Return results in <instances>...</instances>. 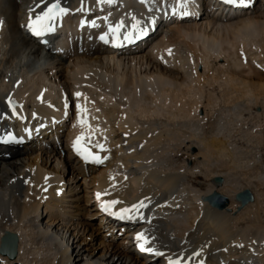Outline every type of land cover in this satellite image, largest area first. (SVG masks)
I'll return each mask as SVG.
<instances>
[{
  "label": "bare ground",
  "instance_id": "bare-ground-1",
  "mask_svg": "<svg viewBox=\"0 0 264 264\" xmlns=\"http://www.w3.org/2000/svg\"><path fill=\"white\" fill-rule=\"evenodd\" d=\"M53 1L0 0V132L11 125V113L13 121H22L13 132L35 140L7 158L0 145V244L7 232L18 237L17 257L0 255V264H168L172 258L183 264H264V222L253 215L241 226L245 212L264 197V175L247 180L231 170L207 174L227 160H236L240 170L264 167L233 143L228 113L264 102V67L250 57L264 50V0L226 16L215 15V0H201L202 14L173 21L176 15L158 14L168 0H112V10L102 16L89 15L98 0H59L69 10L61 13L62 23L110 19L111 27L122 22L117 34L123 36L156 24L149 39L130 49L112 50L97 35L77 33L76 44L63 51L47 50L26 34L29 21ZM205 86L223 87L243 101L210 113L209 103L203 104ZM195 88L194 100L188 95ZM186 97L193 100L185 103ZM213 125L219 163L211 152L204 159L199 148L192 159L202 158L194 166L192 159L173 162L185 153V129ZM78 136L84 137L82 147L103 158L100 163L77 154ZM194 175H208L213 183L205 191L192 187ZM61 188L66 194L59 195ZM250 188L256 195L251 192L253 200L239 208L237 194ZM214 193L226 197L228 206H211L207 198ZM110 200L119 201L110 209L118 215L140 201L143 206L117 224L101 215L102 203ZM137 233L163 256L139 254Z\"/></svg>",
  "mask_w": 264,
  "mask_h": 264
},
{
  "label": "rangeland",
  "instance_id": "rangeland-1",
  "mask_svg": "<svg viewBox=\"0 0 264 264\" xmlns=\"http://www.w3.org/2000/svg\"><path fill=\"white\" fill-rule=\"evenodd\" d=\"M260 52H261V54H260ZM250 53H249L250 54V57H256L255 58L256 63H258L259 66L262 65L261 67H264V62H261V61H264V50L263 49H260L259 51L255 50V52L252 51ZM67 56H69V55H67ZM206 87L207 86L204 87V90L206 92H203V96H204V99H203L204 100V103L203 104L204 105H207L209 103V105H207V106H208V108H210V113L211 112H214L213 109H221V107L222 108H225L224 105H226V104H227L226 107H228L229 104L232 107V105L234 106V104H236L238 100H239V102L241 100L239 98V96L236 95V94L230 95L231 97L229 95H227L226 93L224 94V92H223V89L224 88L223 87H218V86L215 87V86H213L214 89H213V87H207V88ZM219 89L221 91H219ZM195 91H196V88L194 89V91H192L194 93H191V94L188 95L189 97H192L193 96L192 98L194 100L198 97V95H197L198 93H196ZM206 93L211 98H209ZM213 95H214V97H213ZM189 97H186V100L187 101H185V103H188L189 102L188 100H193L192 98L189 99ZM228 98L230 100H232V102L230 100H228ZM224 99L227 100L228 102H226ZM222 100H224V101H222ZM241 101H243V100H241ZM215 102L218 103V104H216ZM263 103H259L257 106H253V105L246 106L243 110H239L238 111V109H236V110H230L228 112L229 113V118H230L229 121L231 122V125H230L231 140L238 147V149L241 150L242 153H244V154L247 155L248 161H250L252 163L255 160V158L256 159L258 158V160L261 162L260 165H262V166L264 165V104ZM168 104H169V102H168ZM215 106H217V107L215 108ZM250 106H252V107H250ZM231 107H228V109H230ZM211 108H213V109H211ZM249 110H250V112H248ZM242 111H244V112H242ZM208 112H209V110H208ZM216 112L217 111L215 110L214 113H216ZM256 113H258V114L260 113L259 117L257 116ZM186 114L187 113L185 112V115ZM202 114H203V112H201V115ZM233 115H234V117H233ZM235 116H238V118L235 117ZM234 119H235V121L236 120L237 121L235 122ZM232 121H233V123H232ZM239 121H240V123H239ZM242 122H244V124H242ZM235 123H236V125H235ZM238 127H239V129H238ZM254 129H256L257 131L254 130ZM192 130H194V131L192 132L189 129H185V138H186V141H187V143H185V153L184 152H180L178 155H174L173 162L180 163V162L183 161V159H192L193 155L199 149H200L199 151L201 152V154H200L201 156H203V153H205V155L203 157L204 159L207 157L206 159L208 160L209 157H211V156L213 157L214 155H216V154L213 153V151L217 148L216 145H218V148H219V145H220V143L218 142L217 138L216 137H213V133H215L216 126L213 125L212 128L209 127V126H206V127L200 128V130L199 129H192ZM189 131H190V133H189ZM233 132H234V134H233ZM193 133H195L196 136ZM189 134H191V135H189ZM210 135H212V136H210ZM213 141L214 142L216 141L218 144L217 143H214L213 146H212V142ZM55 142L56 143L59 142L58 139H55ZM189 142H190V144H188ZM200 143H201V145H200ZM207 143L208 144L210 143V145H208ZM29 145H32V143L24 144V146L3 147L5 149V158L10 157V154H14L15 152L16 153L14 155L20 154V153H17V151L18 150H21L25 146H29ZM189 146H191V147H189ZM195 146H197V147H195ZM205 147H207L209 149V152L207 151V148H205ZM196 148H197V150H196ZM210 152H211V154H210L211 156L208 154ZM23 154H25V153H21V155H23ZM207 154L209 156H207ZM214 157H217V156H214ZM214 157L212 158L213 160L212 159L211 160L214 161V162L217 161V163H219L218 159L217 158L215 159ZM201 158L202 157L195 158L194 161L192 159V161H191V163H189V165L194 166L198 162V160L199 161L201 160ZM219 164L220 165L217 166L218 169H217V167H214L216 170H214V168L211 169L212 167H208L207 174L210 175V173H208V172H214V171H215V173H220L221 174V173H224L227 170H229V171L231 170L232 172H234L235 174H237L241 178H246L247 180H248V178L249 179L252 178V177L255 178V177H257V176H259L261 174L264 175V167H263L262 170H258V168H256L255 166H253V168H252V166H250L249 168H251V169H249V168H242L240 170L237 167L238 162L236 160L235 161H232V160H230V161H228V160L227 161H222ZM218 170H220V171H218ZM256 174H258V175H256ZM208 175L207 176H204V175H194V177H192L189 180V185L192 186V187L199 188L202 191H205L209 187L208 185L213 183L212 182L213 180H210L209 179L210 177ZM250 189H252L253 191H251V190L250 191L253 192L256 195L255 190L253 188H250ZM254 197H255L254 198V201L252 202L253 204L255 203V201H257L256 200L257 199L256 198L257 196H254ZM261 199H262V201H261ZM258 201L260 202V203L258 202L259 204L256 203V205H254V206H252V207L249 208L251 210H248V211L245 212V214H244L245 219L243 220V222H241V226H244L245 224H247L249 218H251L253 215H254L253 217H256L257 216L256 218H260L261 221L264 222V197L263 198L260 197V199ZM253 207H254V209H253ZM246 213L248 214L247 217L245 216ZM102 239H103V236L101 234L97 236V241H101Z\"/></svg>",
  "mask_w": 264,
  "mask_h": 264
},
{
  "label": "snow or ice",
  "instance_id": "snow-or-ice-1",
  "mask_svg": "<svg viewBox=\"0 0 264 264\" xmlns=\"http://www.w3.org/2000/svg\"><path fill=\"white\" fill-rule=\"evenodd\" d=\"M99 3H103L105 2V0H98ZM108 3H112V0H107ZM141 2H144V0H141ZM181 3L183 4V0H181ZM226 3L232 5V4H239V5H243L245 3V0H226ZM57 10L59 13H67L69 10L67 8H63L60 7L59 5V0H57V2L55 3H51L47 6V10L41 15V16H37L35 18V21H29L28 23V28L33 31L34 34L39 35L40 34V29H44L47 31H51L52 29L50 27H47L44 25L43 21L47 20V21H52L55 16L57 15ZM173 12L175 13V9H173ZM187 12H181V15H187ZM154 23V21H152ZM140 24L139 20H136V22L132 25L133 29H136L137 25ZM3 25V21L0 20V26ZM123 26L122 22L119 25L113 26L109 29V31L111 33H113V35L115 36V34L119 31V29ZM140 31L143 32L144 29L143 27L140 28ZM108 33H104L103 35H101L99 38L100 40L104 41L105 43H108ZM125 39H128L129 36L126 35L124 37ZM75 95L77 97H80L82 94L80 92L75 93ZM77 109L81 108V105L77 104L76 105ZM81 123L83 124L84 121L83 119L81 120ZM84 139L83 136H78L76 138V140L73 142V148L76 150L78 155H81L86 161H88L89 159H91L93 162L95 163H100L102 161V157H100L98 154H94L92 153L88 148H84L81 146V140ZM98 147H100L101 149L104 148L103 145H98ZM102 194L101 193H96L97 198L99 199L100 196ZM117 203H119V201L117 200H110V201H106L103 202L101 207L103 208V210L105 212H109L111 207L113 205H116ZM138 205L139 206H143V201L138 202L137 204H133L130 207H125V208H121L120 212H119V218L120 219H128L131 220L133 219V213L137 212L138 213ZM112 215H117V213L112 212ZM136 238L138 241H141L140 243V248L142 251H146V252H150V253H154L156 255H160L163 256L162 252L156 251L154 249H152L151 247H145V244L148 243V239L146 236H144L143 233H137L136 234ZM168 264H183L182 259H169Z\"/></svg>",
  "mask_w": 264,
  "mask_h": 264
},
{
  "label": "water",
  "instance_id": "water-1",
  "mask_svg": "<svg viewBox=\"0 0 264 264\" xmlns=\"http://www.w3.org/2000/svg\"><path fill=\"white\" fill-rule=\"evenodd\" d=\"M215 183L221 185L223 183L222 177H217ZM253 200V194L249 190L242 191L237 194L236 201L239 202V208L245 207L249 202ZM209 204L218 209H224L228 206L229 201L226 197L218 193H214L207 198ZM17 245L18 237L13 233H5L1 238L0 255L7 257L9 260H14L17 257Z\"/></svg>",
  "mask_w": 264,
  "mask_h": 264
}]
</instances>
